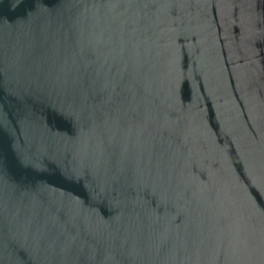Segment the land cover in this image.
Here are the masks:
<instances>
[{
    "label": "water",
    "instance_id": "obj_1",
    "mask_svg": "<svg viewBox=\"0 0 264 264\" xmlns=\"http://www.w3.org/2000/svg\"><path fill=\"white\" fill-rule=\"evenodd\" d=\"M0 264H264V0H0Z\"/></svg>",
    "mask_w": 264,
    "mask_h": 264
}]
</instances>
